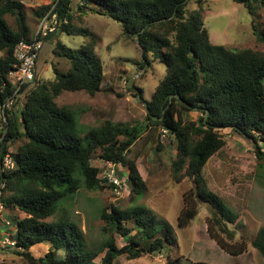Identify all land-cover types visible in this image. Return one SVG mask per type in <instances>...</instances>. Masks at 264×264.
Wrapping results in <instances>:
<instances>
[{"label":"trees","instance_id":"trees-1","mask_svg":"<svg viewBox=\"0 0 264 264\" xmlns=\"http://www.w3.org/2000/svg\"><path fill=\"white\" fill-rule=\"evenodd\" d=\"M54 1L34 10L39 20ZM80 1L78 13L91 9L118 21L127 36L135 39L138 34L142 68L149 63V54H153L165 61L167 71L151 99H144L141 93L147 109L145 125L108 119L79 136L77 112L70 106H59L56 99L64 91L82 90L94 96L101 90L104 63L96 52L94 33L73 22L72 0L59 1L58 27L41 35L44 44L61 31L89 37L90 41L75 50L57 39L53 54L69 61V68L62 70L53 65L54 79L44 80L39 78L37 67L35 80L17 96L14 109L25 100L21 118L8 113L5 150L23 139L16 149L15 167L5 173L4 191L9 209L25 213L16 219V237L23 248L17 254L28 264H116L122 255L133 259L163 252L168 245L176 244L172 226L147 216L140 205L132 209L113 205L102 209L107 238L100 249L89 247L85 232L68 215L48 219L62 210L61 202L74 197L82 186L89 190L114 187L98 177L99 169L92 164L95 157L128 167L133 198L143 195L146 181L136 160L128 159V153L150 126L162 127L177 139L178 158L173 161L176 180L181 181L185 169L193 175L194 187L183 195L178 225L189 226L199 213V204L207 203L212 210L207 221L209 235L230 255L245 253L247 243L235 241V232L228 225L237 214L208 188L203 168L225 145L220 130L226 128L251 139L259 158H264L259 145H264V51L233 50L213 44L204 25L202 0L198 1L201 6L192 10L187 6L189 0H83L84 5ZM234 1L252 15L264 8V0ZM254 27L264 43V29L255 24ZM33 35L25 4L20 0H0V50L4 51L0 57V101L15 89L9 73L17 62L16 47L21 41H32ZM40 55L41 52L37 66ZM194 109L202 115L190 120L188 112ZM130 221L136 229L134 234L127 227ZM116 232L126 240L121 247L117 245ZM44 242L50 243L49 251L35 258L32 248ZM252 244L264 258V226ZM100 254L103 255L97 261Z\"/></svg>","mask_w":264,"mask_h":264},{"label":"rangeland","instance_id":"rangeland-1","mask_svg":"<svg viewBox=\"0 0 264 264\" xmlns=\"http://www.w3.org/2000/svg\"><path fill=\"white\" fill-rule=\"evenodd\" d=\"M20 1L26 6L33 33L39 22L34 10L50 0ZM198 1L189 0L188 8L192 10L200 7ZM77 3L78 0H72L71 3L75 11L73 22L91 30L97 38L96 52L104 63L103 83L101 90L94 96L82 90L64 91L56 102L59 106H70L77 112L79 136L83 135L82 131L97 127L108 119L145 125L147 109L139 95L143 93L144 99L152 98L166 74L165 61L160 56L149 54V63L142 68V48L136 38L127 36L122 25L107 15L91 9L78 13ZM202 8L204 25L209 30L213 44L233 50L250 48L264 51V43L258 39V29L254 27L255 24L261 30L264 29V8L252 15L244 5L234 0H202ZM8 20L13 24L11 17L8 16ZM57 39L75 50L90 41L89 37L73 36L64 31L57 36L52 35L41 50L38 61L40 79H54L53 65L62 70L69 68V61L53 54ZM2 56L4 51L0 50ZM201 115L196 109L188 112L190 120H197ZM220 133L226 143L208 160L203 174L208 188L237 214L235 221L228 225L235 232V241L244 240L247 243L245 253L232 256L209 235L207 221L212 210L207 203L199 204V213L189 226L181 228L178 225L183 195L194 187L193 175L185 169L181 181L176 180L173 161L178 158L177 139L158 126H150L128 153V159L136 160L146 181L143 195L133 198L130 183L120 195L110 186L99 190H89L82 186L74 197L61 202L62 210L48 219L68 215L85 232L89 247L100 249L107 238V233L103 231L105 222L101 219L102 209L112 205L132 209L140 205L146 209L147 216H155L172 226L177 243L168 245L163 252L143 254L133 259L122 255L116 259V264H264L263 256L252 244L258 230L264 226V158H259L251 139L230 128L222 129ZM22 141L12 143L11 150L16 152ZM259 145L264 151L262 142ZM98 162V157L92 160L93 165ZM128 170L126 166L120 167L122 174L127 175ZM127 227L132 229V234L136 233L132 221ZM114 236L119 247L125 244L126 240L121 234L116 232ZM49 247V242L40 243L32 248V254L35 258L42 257L49 251ZM102 255L98 256L97 261ZM6 263L28 264L18 254L9 257Z\"/></svg>","mask_w":264,"mask_h":264},{"label":"built area","instance_id":"built-area-1","mask_svg":"<svg viewBox=\"0 0 264 264\" xmlns=\"http://www.w3.org/2000/svg\"><path fill=\"white\" fill-rule=\"evenodd\" d=\"M59 1L55 0L49 11L39 20L32 41H21L17 45L15 50L17 62L9 73L15 89L13 94L0 101V263L6 262L9 257L23 251L16 237L18 234L17 220L23 217L22 211L19 209L11 210L4 202V191L6 188L5 173L8 169L14 168L16 164V152L11 150V146L8 150L4 148V141L9 131L8 113L10 111L13 112L20 90L36 78L37 60L44 47L41 35L52 32L58 27ZM80 5H84L83 0L80 1ZM73 14H75V11H73ZM64 22L67 23L66 18ZM95 166L99 169L98 177L103 181L112 183L117 195H120L123 189L126 190L128 188L129 175L121 173L120 167L122 165L120 163L99 159V162Z\"/></svg>","mask_w":264,"mask_h":264},{"label":"crops","instance_id":"crops-1","mask_svg":"<svg viewBox=\"0 0 264 264\" xmlns=\"http://www.w3.org/2000/svg\"><path fill=\"white\" fill-rule=\"evenodd\" d=\"M24 101L25 100H21L20 101V104L18 106V108L16 107L13 112L11 113L12 115H14V117L16 116V118L20 119L21 118V112H22V109L24 107ZM22 215L25 216V213L22 211Z\"/></svg>","mask_w":264,"mask_h":264},{"label":"water","instance_id":"water-1","mask_svg":"<svg viewBox=\"0 0 264 264\" xmlns=\"http://www.w3.org/2000/svg\"><path fill=\"white\" fill-rule=\"evenodd\" d=\"M136 40H137V42L138 43H140L139 42V36H138V34H136ZM141 96L139 95V98H140ZM157 119H159L158 117H154V120H157ZM160 119H162V118H160Z\"/></svg>","mask_w":264,"mask_h":264}]
</instances>
